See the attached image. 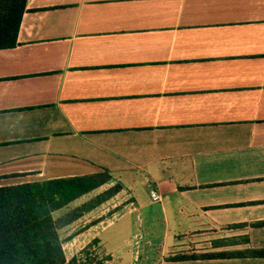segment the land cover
Returning <instances> with one entry per match:
<instances>
[{"label":"crops","instance_id":"1","mask_svg":"<svg viewBox=\"0 0 264 264\" xmlns=\"http://www.w3.org/2000/svg\"><path fill=\"white\" fill-rule=\"evenodd\" d=\"M94 175L67 260L264 264V0H27L0 187Z\"/></svg>","mask_w":264,"mask_h":264},{"label":"trees","instance_id":"2","mask_svg":"<svg viewBox=\"0 0 264 264\" xmlns=\"http://www.w3.org/2000/svg\"><path fill=\"white\" fill-rule=\"evenodd\" d=\"M27 0H0V50L16 47ZM107 182L99 175L0 187V264H108L93 257L67 260L59 230L115 196L118 188L55 220L53 213ZM189 257H183L186 259Z\"/></svg>","mask_w":264,"mask_h":264},{"label":"built area","instance_id":"3","mask_svg":"<svg viewBox=\"0 0 264 264\" xmlns=\"http://www.w3.org/2000/svg\"><path fill=\"white\" fill-rule=\"evenodd\" d=\"M152 198L155 200V201H158L160 198L154 193L152 192Z\"/></svg>","mask_w":264,"mask_h":264},{"label":"rangeland","instance_id":"4","mask_svg":"<svg viewBox=\"0 0 264 264\" xmlns=\"http://www.w3.org/2000/svg\"><path fill=\"white\" fill-rule=\"evenodd\" d=\"M62 216H63V214H61V212H59V213H57V214L55 215L56 218H60V217H62Z\"/></svg>","mask_w":264,"mask_h":264}]
</instances>
